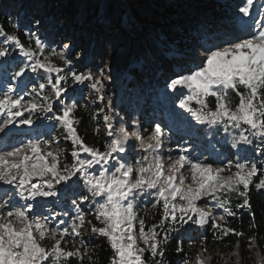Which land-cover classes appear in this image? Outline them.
<instances>
[{
    "label": "snow or ice",
    "instance_id": "1",
    "mask_svg": "<svg viewBox=\"0 0 264 264\" xmlns=\"http://www.w3.org/2000/svg\"><path fill=\"white\" fill-rule=\"evenodd\" d=\"M255 3L233 9L240 34H209L165 77L174 115L224 136L230 151L215 159L187 140L173 147L159 121L122 115L105 84L109 64L78 70L80 55L46 43L39 19L27 43L18 24L0 26V184L14 190L0 197V264H100L98 249L104 264H172L170 245L179 264H243L246 233L234 224L249 215L256 249L251 194L264 195V2L254 16ZM82 112L96 142L80 133ZM20 127L26 140L11 133ZM61 189L67 208L36 210ZM255 256L264 264V248Z\"/></svg>",
    "mask_w": 264,
    "mask_h": 264
},
{
    "label": "trees",
    "instance_id": "2",
    "mask_svg": "<svg viewBox=\"0 0 264 264\" xmlns=\"http://www.w3.org/2000/svg\"><path fill=\"white\" fill-rule=\"evenodd\" d=\"M220 1L212 0L199 7L217 17L221 14L217 13L222 5ZM227 7L231 8L229 4ZM89 14L98 20L93 28H87ZM36 19L41 21L39 28L49 24L53 30L51 41L41 37L46 43L56 46L64 41L70 44L73 53L80 55L81 59L76 62L78 70L103 67L107 62L110 67L126 72L133 79L145 80L146 74L151 71L152 77L149 79L157 92L164 89L167 75L181 70L184 61L179 53L186 48L187 39L196 42L194 36L198 31L197 27L202 28L201 32L207 36V30L212 29L209 26L206 29L205 25H210L207 21L198 23L193 14L184 13L181 3L173 0H62L57 4L55 0H0V26L11 32L12 24H18L19 28L15 31L23 42L27 43L25 31H36V25L32 27V22ZM214 33L215 30L212 34ZM170 51H174L176 55H168ZM139 67L142 70H138ZM105 76L109 78L107 73ZM139 99L135 97V100ZM80 115L84 117L80 133L87 135L89 143L96 142L91 134L93 122L86 113L82 112ZM212 136L218 150L227 155L230 148L222 133L213 132ZM251 202L256 219L260 222V227L256 230V249L250 250L247 243L246 237L250 235L247 227L249 215L243 213V220L234 224L246 233V237L240 241L243 264H253L255 253L264 248V195L253 191ZM144 211L145 206L142 205L140 214L143 215ZM236 240V237H230L227 243L231 245ZM209 244L213 246L211 239ZM101 247L106 248L103 244ZM223 250L227 251L226 248ZM98 252L100 264H104L107 252L100 249ZM165 259L171 260L172 264H179L174 245L167 249Z\"/></svg>",
    "mask_w": 264,
    "mask_h": 264
},
{
    "label": "rangeland",
    "instance_id": "3",
    "mask_svg": "<svg viewBox=\"0 0 264 264\" xmlns=\"http://www.w3.org/2000/svg\"><path fill=\"white\" fill-rule=\"evenodd\" d=\"M62 1V0H55V4H57V2ZM174 2H180L181 6H182V11L184 13H186L187 15L189 14H193L195 16V19L198 23L200 22H204L207 21L210 25H212L216 30L217 28H219V30H217L218 32L220 31V29H223L225 31V33H236V34H240L239 33V25L236 24L233 20V9L236 5V3L239 2V0H221L220 2L222 3L220 9L218 10L217 13H221L220 15H218L217 17H213L212 14L209 11H206L204 9H201L199 7V5L203 6L206 5L207 3H209L212 0H173ZM264 2V0H256V3L254 5L253 8V15H256L257 10L259 9V7L261 6V3ZM230 4L231 8H227V5ZM231 13V15H229ZM130 14H128V18H129ZM87 28H93L92 26L98 21L94 18V16L92 14H89L87 17ZM34 22H32V27H34ZM45 25V24H44ZM135 25V24H134ZM204 26V25H203ZM202 26V27H203ZM201 28V26H200ZM39 32L37 33L38 35H40V37H44L46 40L51 41L53 39V30L49 27L48 25H45L44 27H40L39 28ZM202 29V28H201ZM201 29H198V32L195 34V37L197 36L198 33H201ZM36 30V28H35ZM205 30V28H204ZM187 37H189L188 34H186ZM190 39H187L186 41L189 42ZM63 43H65L64 41H61V43H59L58 47L62 48ZM195 43V42H194ZM193 42H191L190 44H186V48L189 46L194 45ZM182 46V45H181ZM71 47V46H70ZM170 48V47H169ZM58 60V58H57ZM139 65V64H137ZM138 70H142V68H138ZM142 73H144V71H141ZM150 72L149 71L146 75V81H147V92L141 93L139 94V89L133 88V91L137 92L140 96H142V100L141 103H139V109H136V105L135 103H132L131 106L132 109H135V111H130L128 113V109L126 114L128 115V117L131 118H139L143 123H149L146 120V116L147 113H149L150 115H153L156 113L157 110L161 109V107H163L161 105V102H166L167 105L169 103V101L165 98V88L162 90V93L157 94V90L155 87H152L149 78L150 77ZM105 73H107L109 75L110 79H106L105 84L107 86L108 89V94L111 95L113 97L114 100V104H115V108L116 110L120 111L121 114H125L124 111V105L119 106V101L121 99V95L122 93L124 94V91L126 90L125 87V83L127 84V81L131 80L133 76L128 75L126 72L118 71L112 67H110V71H106ZM144 79V78H143ZM5 82L4 79V72L2 70V68H0V87L3 86V83ZM165 84V83H164ZM163 84V85H164ZM131 88V89H132ZM130 89V90H131ZM128 91V90H127ZM155 93V94H153ZM153 95H155L154 97H152ZM127 107V106H126ZM138 108V107H137ZM163 111H167L166 109H162ZM130 115H135V116H130ZM182 124H180V126L185 127H191V131L196 128V126L198 127V125H196L194 122H189V118L183 119L182 122H180ZM43 127V125L41 124V122L39 121L38 123L36 122V126L31 130L32 132H35L38 128ZM188 129H186L187 132ZM207 131H211V134H213V132H216L215 130H210V129H206ZM29 130L26 129L25 127H20V128H14L11 129V133L14 136H17V139L19 138V140H26L28 138V136L26 135V133H28ZM209 134L207 133L205 135L206 138H208ZM174 141V139H173ZM177 144H181V143H177L174 141L173 143V147L177 146ZM195 148V147H194ZM196 149V148H195ZM198 151V150H197ZM199 153H203L204 155H207L209 158L214 157L215 156V152H214V148L209 145L207 148V151H198ZM203 158V157H201ZM8 192H14L13 189H11L9 186L7 185H2L0 184V197H6V193ZM35 204H37V211H44L45 208H51L52 210H61V209H65L68 207V202L66 201V193L63 189H61V191L59 192V194L56 197H52L49 198L48 200H41L38 199V201L33 202ZM47 214V213H45Z\"/></svg>",
    "mask_w": 264,
    "mask_h": 264
},
{
    "label": "bare ground",
    "instance_id": "4",
    "mask_svg": "<svg viewBox=\"0 0 264 264\" xmlns=\"http://www.w3.org/2000/svg\"><path fill=\"white\" fill-rule=\"evenodd\" d=\"M230 5V4H229ZM228 8V7H227ZM216 30V29H215ZM217 30H219V28H217ZM215 31V33L214 34H217V35H224L225 34V32H223V31H225V30H223V29H220V31L218 32V31ZM223 30V31H222ZM198 32V31H197ZM195 38H197L198 39V41L200 42L201 40H203V39H205V38H207V35H205L204 33H198L197 34V36L195 37ZM145 80V79H144ZM127 83H128V85H132V84H134L135 82L133 81V80H129V81H127ZM147 82H139L138 80H137V83H136V85L138 86V87H140L141 85H143L145 88H147ZM125 85V87H127V88H129L130 86H128L126 83L124 84ZM146 91V90H145ZM128 94H130V95H133L134 93L133 92H129ZM153 94H155V93H153ZM122 96H123V94L121 95V98H122ZM136 96H138V95H136ZM153 96H155V95H153ZM121 100V99H120ZM168 108H169V111H168ZM162 109H166L167 111H163ZM170 109H172L171 108V105H170V102L168 103V105L166 104V102H165V106L164 107H161V109H159V110H157L156 111V113L155 114H153V116H154V118H156V119H158L160 122H162L163 123V125L165 126V127H171V129H173L174 130V134H173V136H172V138L174 139V141L175 142H179V143H182L183 141H182V137L183 136H186V135H195V131L194 130H192L191 131V127H188V126H185V127H182V126H180V124H182V123H180V122H182V121H180V118H182V117H180V118H171V120H167L166 121V119H165V114H168L169 115V113H170ZM186 118V117H185ZM186 129H188L187 130V132H186ZM205 131H206V129H204V128H198V132L200 133V134H203V133H205ZM188 138V137H187ZM204 141V139L202 138V137H199L198 138V141L194 138V139H192L191 140V142H189V146L190 147H195L196 148V150H198V151H200V152H202V150H200V145H201V142H203ZM200 146V147H199Z\"/></svg>",
    "mask_w": 264,
    "mask_h": 264
}]
</instances>
